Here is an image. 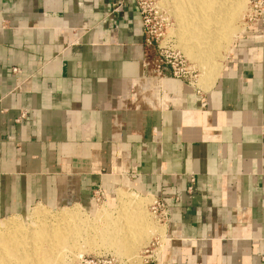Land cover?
<instances>
[{"label":"crops","instance_id":"0c3cea01","mask_svg":"<svg viewBox=\"0 0 264 264\" xmlns=\"http://www.w3.org/2000/svg\"><path fill=\"white\" fill-rule=\"evenodd\" d=\"M117 1L0 0V218L125 189L168 212L147 264H264V17L203 91Z\"/></svg>","mask_w":264,"mask_h":264},{"label":"bare ground","instance_id":"6f19581e","mask_svg":"<svg viewBox=\"0 0 264 264\" xmlns=\"http://www.w3.org/2000/svg\"><path fill=\"white\" fill-rule=\"evenodd\" d=\"M175 1L178 7L192 9L188 11V15L182 17L184 20L182 26L179 20V27L183 28L185 35L188 36L186 40L192 43L189 53H193V63L200 69L204 83L210 84L220 69L219 59H216L218 47L214 50L211 48L220 40H225L226 43L232 40L234 36L232 16L238 13L239 5L233 0H191V6L187 0ZM228 1H231L230 4ZM220 46H222L221 42ZM105 213L103 209L95 212L101 219L106 218ZM139 214L131 217L132 219H128L130 217L127 214L124 215L125 224L118 226L115 231L96 227L99 233L94 232L95 229L92 233L90 229L94 226L86 224L88 222L85 223L84 219L73 210H67L59 218L51 220L46 213L34 208L31 219L34 224L31 226L25 227L17 221H4L0 224L3 225L2 230H5L3 232L0 229V264H61L60 260L64 259L66 254H72L77 241L86 240L87 237L90 240L85 242V247L86 244L94 241L92 239L100 238L109 241L108 246L119 254L128 256L136 251L127 250L130 239L137 236L133 241L137 248L149 232V225L143 223L144 214ZM87 247L89 248L88 245Z\"/></svg>","mask_w":264,"mask_h":264},{"label":"rangeland","instance_id":"374dc122","mask_svg":"<svg viewBox=\"0 0 264 264\" xmlns=\"http://www.w3.org/2000/svg\"><path fill=\"white\" fill-rule=\"evenodd\" d=\"M148 1L150 3V8L155 7V11H158L157 15L153 14V19L151 20V29L153 32H157L158 28L161 27L162 37L158 39V43L161 42V45L168 44L171 49L180 54L183 61L185 62L186 67H188V69L192 73V82L195 84L193 87L205 91L209 83H204L200 69L197 68L195 63H193V53H189L192 48V43L186 40L188 36L185 35L183 28L179 27L180 22L181 26L183 25L182 22L184 20L182 19V17L188 15V11H192L191 7L190 9H183V7H178L179 5L175 0ZM119 2L120 0L117 1L116 5H118ZM180 2H184V0H180ZM190 2L191 0H187V3H189V5L191 6ZM230 2L231 1H228L229 4ZM233 2H237L239 5V9L237 11L238 13L235 16H232L233 21L231 25L234 28V36L231 38L232 40L229 43H226L225 40H220L217 42L215 47L211 48L214 50L218 47V51L216 54L218 58L216 59H219V63L221 65L226 55L228 54L234 39L243 31V29L246 28V26L249 25V21L247 19L248 0H233ZM220 42L222 43V46H220ZM120 197H123L124 200ZM154 202V199L149 196L140 195L138 193L131 192L125 189H118L110 196L104 195V193H102L101 191H96L93 194V201L91 202V205L70 206L57 209L37 207L35 209H40L42 212L46 213L51 220L59 218V216L67 210H73L80 217H82V219H84L85 223L88 222L86 224H88L89 226H94V228L90 229L92 230V233H99L97 231L99 228L115 231L118 226L120 227L125 224L126 220L124 221L123 219L124 215L126 214L130 217L128 219H132L131 217L136 216V214L140 215L139 213L144 214V216L142 217L144 219L143 223L144 225H149V232L142 240L143 242L139 246L140 248H136L135 244H133V241L137 236L130 239L127 244V250H136L132 254H129L128 256L121 253L119 254L111 246H108L109 241L104 240V242L102 239L100 240V238L92 239L94 241L90 244H86L85 247V242L87 243L88 240H90L87 237L86 240L84 239L85 241L81 239H79V242L77 241V245L75 249H73V252L75 251L74 253L72 252V254H66L64 259L60 260L63 264H92L95 262H102L104 264H143L145 261L147 262L153 260L157 255L159 242H161L166 229V224L162 220V216L159 214L160 211L158 209H155ZM33 209H30L25 215L22 216L0 218V224H2L4 221H17L23 224L25 227L31 226L34 224L33 222H31ZM99 209H103L104 212H106L104 215L106 218L102 217L101 219L97 217L98 215L96 216L95 212ZM128 219L127 224L129 222ZM2 227L3 225L0 226V229L4 232L5 230H2ZM96 227H98V229ZM93 229H95V231ZM87 245L89 246V248L87 247ZM79 252L80 254H78Z\"/></svg>","mask_w":264,"mask_h":264},{"label":"built area","instance_id":"2783aa9c","mask_svg":"<svg viewBox=\"0 0 264 264\" xmlns=\"http://www.w3.org/2000/svg\"><path fill=\"white\" fill-rule=\"evenodd\" d=\"M123 1L124 0H120L121 3ZM134 2L141 17V24L144 34V47L146 50V56L143 61L144 66L147 69H150L160 78L164 76L163 69L167 68L171 78L179 80L186 85L193 87L195 84L192 82V73L188 67H186L185 62L183 61L180 54L171 49L168 44L161 45V42L158 43V39L162 37L161 27L158 28L157 32H153L151 29V20L153 19V14L157 15L158 11H155V7L150 8V3L148 0H134ZM263 17L264 0H248L247 19L249 21V25L258 24ZM202 105L205 106V103ZM154 201L155 209L160 211L159 214L162 216V220L166 224L168 220V212L166 207L160 201ZM156 258L157 255L154 257V259ZM92 264L104 263L95 262ZM143 264H147V262L145 261Z\"/></svg>","mask_w":264,"mask_h":264},{"label":"water","instance_id":"95a60500","mask_svg":"<svg viewBox=\"0 0 264 264\" xmlns=\"http://www.w3.org/2000/svg\"><path fill=\"white\" fill-rule=\"evenodd\" d=\"M163 72H165L166 75H169V71H168V69L165 68V69L163 70Z\"/></svg>","mask_w":264,"mask_h":264}]
</instances>
